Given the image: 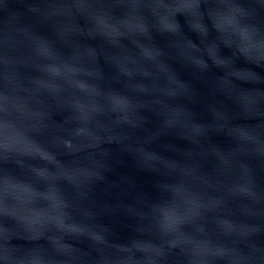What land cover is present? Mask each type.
Listing matches in <instances>:
<instances>
[{"label": "water", "instance_id": "obj_1", "mask_svg": "<svg viewBox=\"0 0 264 264\" xmlns=\"http://www.w3.org/2000/svg\"><path fill=\"white\" fill-rule=\"evenodd\" d=\"M200 3L0 0V264H264V0Z\"/></svg>", "mask_w": 264, "mask_h": 264}, {"label": "clouds", "instance_id": "obj_2", "mask_svg": "<svg viewBox=\"0 0 264 264\" xmlns=\"http://www.w3.org/2000/svg\"><path fill=\"white\" fill-rule=\"evenodd\" d=\"M220 2L221 0H201V3L198 5V7H200L201 10H205L208 6H216ZM178 15H182V14H178ZM209 19H211V17H209ZM254 19H255V23L251 25L252 31H254L255 33H260L261 30H264V17H255ZM177 23H179L178 20ZM244 28L248 29L247 27ZM213 30L215 29L213 28Z\"/></svg>", "mask_w": 264, "mask_h": 264}]
</instances>
